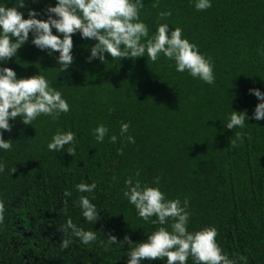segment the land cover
<instances>
[{
    "label": "trees",
    "instance_id": "16d2710c",
    "mask_svg": "<svg viewBox=\"0 0 264 264\" xmlns=\"http://www.w3.org/2000/svg\"><path fill=\"white\" fill-rule=\"evenodd\" d=\"M0 2L19 6V0ZM55 2L24 0L19 11L27 18L28 9H36L41 13L37 18L46 19V8ZM143 2L140 18L149 34L159 23H168L169 31L181 28L214 62V83L176 72L174 62L162 56L152 62L105 53V62L89 61L96 41L78 32L73 34V62L61 72L58 53L38 49L30 33L2 66L14 69L18 78L45 75L70 108L56 120L42 114L32 125L18 116L3 133L12 147L0 150L5 164L0 173V264H127L130 245L106 244L108 235L137 243L160 226L151 222L154 217H138L123 196L130 176L149 185L159 178L166 198L188 200L189 230L215 227L229 258L264 264V119L246 120L244 128L224 124L233 110L251 117L259 100L250 88L264 92V0H212L202 11L190 0ZM162 11L171 15L159 18ZM123 122L129 130L121 136ZM98 124L109 129L102 142L92 131ZM69 130L75 133L73 154L67 153L68 145L59 152L47 148L54 133ZM113 134L115 143L108 138ZM127 135L135 142L129 143ZM92 181L97 185L93 193L75 191L77 183ZM65 190L72 195L65 197ZM78 195L97 205L94 224L85 222L73 203ZM69 217L96 231L97 240L85 245L71 237L67 248L60 247L67 238L61 226ZM186 264H193L191 257Z\"/></svg>",
    "mask_w": 264,
    "mask_h": 264
},
{
    "label": "clouds",
    "instance_id": "9594fccd",
    "mask_svg": "<svg viewBox=\"0 0 264 264\" xmlns=\"http://www.w3.org/2000/svg\"><path fill=\"white\" fill-rule=\"evenodd\" d=\"M198 11L212 6V0H190ZM0 2V150H10L11 139L3 137L4 131L11 130L10 120L18 116L26 125L42 114L56 120L61 113H67L70 105L61 91L52 86L45 75L40 74L18 78L14 69L2 66L9 58L17 55L18 49L29 40L38 49L47 50L49 55L58 53L56 62L61 72L68 69L73 62V34L95 40L91 46L89 61L98 58L105 62V53L111 57H147V61H158L162 56L174 62L175 71L186 72L194 79H199L209 85L215 81L214 62L211 57L200 52L197 45L182 35L179 27L169 31L168 23L157 24L149 34L148 25L140 18V10L144 7L143 0H56L55 5H48L44 15L46 19L37 18L41 15L36 9H28L27 18L19 11L24 0H19V6H6ZM171 15V11L158 13L159 18ZM55 29V33L53 31ZM259 103L256 104L251 117L245 112L231 111L224 121L227 129L244 128L245 121L264 119V92L258 88H250ZM129 123L120 125V135L128 133ZM94 138L102 142L109 129L104 124H98L93 130ZM239 137V133H236ZM75 133L73 131H57L47 143L49 150L59 152L68 145L67 153L73 154ZM109 140L116 142L117 136L110 135ZM129 143H134V137L127 135ZM234 143V142H232ZM5 164L0 161V173L4 172ZM15 171V169H10ZM136 176L140 173L137 171ZM123 196L134 206L138 217L145 221L153 218V224L160 225L147 234V239L133 243L125 236L117 241L116 236L109 234L106 244L123 243L130 246L127 250V264H145V261L162 260L164 264H186L189 257L193 264H239L245 257H232L224 253L219 246L215 227H204L191 231L188 228L190 212L188 200L183 203L179 198L168 199L159 187V178H154L151 185L142 184L130 176L125 180ZM97 185L80 182L74 188L77 193H93ZM71 191L65 190L64 196L70 197ZM67 201H65V204ZM80 208V215L85 222L94 224L99 219L100 211L87 195H78L73 201ZM4 204L0 201V221L3 220ZM169 221H171L169 223ZM168 225L165 227L164 225ZM67 238L62 239L60 247L67 248L71 237H76L82 244L97 240V233L78 226L69 217L61 226ZM134 245V246H133Z\"/></svg>",
    "mask_w": 264,
    "mask_h": 264
}]
</instances>
